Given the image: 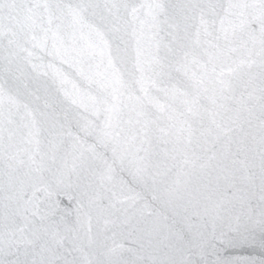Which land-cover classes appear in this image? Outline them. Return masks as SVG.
Returning <instances> with one entry per match:
<instances>
[{"label": "snow or ice", "instance_id": "snow-or-ice-1", "mask_svg": "<svg viewBox=\"0 0 264 264\" xmlns=\"http://www.w3.org/2000/svg\"><path fill=\"white\" fill-rule=\"evenodd\" d=\"M256 247L264 0H0V264Z\"/></svg>", "mask_w": 264, "mask_h": 264}, {"label": "water", "instance_id": "water-1", "mask_svg": "<svg viewBox=\"0 0 264 264\" xmlns=\"http://www.w3.org/2000/svg\"><path fill=\"white\" fill-rule=\"evenodd\" d=\"M100 151H103V148L100 149ZM125 175V179L127 181H129L130 183H134L133 182V178L128 175L127 173L124 174ZM135 186V185H134ZM137 187V190L139 192H141L142 194V197L148 201V202H152L156 205L157 209L160 211V212H167V208L165 207V205L163 203H160V202H157V201H153V195L154 193L149 190V189H146L142 186H136ZM234 255H244V256H252L254 257L255 259L257 260H260L262 258V256H264V253H262L261 249L259 247H256V248H245V249H242V250H235L233 252Z\"/></svg>", "mask_w": 264, "mask_h": 264}]
</instances>
